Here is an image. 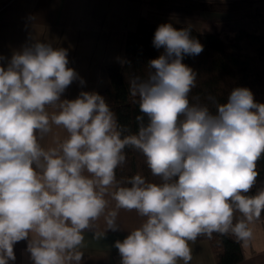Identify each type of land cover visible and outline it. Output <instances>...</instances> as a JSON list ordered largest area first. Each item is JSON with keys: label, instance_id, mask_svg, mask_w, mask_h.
Returning <instances> with one entry per match:
<instances>
[{"label": "clouds", "instance_id": "1", "mask_svg": "<svg viewBox=\"0 0 264 264\" xmlns=\"http://www.w3.org/2000/svg\"><path fill=\"white\" fill-rule=\"evenodd\" d=\"M152 45L161 54L127 81L140 113L135 132L98 92L65 97L86 83L68 66V49L36 40L0 55V264L16 260L20 241L32 264H83L84 233L120 231L122 211L139 222L114 242L120 264H189V242L200 237L251 239L249 225L264 212V188L252 192L264 103L247 87L223 103L189 99L198 74L183 60L204 49L190 24L161 23ZM126 150L154 179L117 178Z\"/></svg>", "mask_w": 264, "mask_h": 264}, {"label": "crops", "instance_id": "2", "mask_svg": "<svg viewBox=\"0 0 264 264\" xmlns=\"http://www.w3.org/2000/svg\"><path fill=\"white\" fill-rule=\"evenodd\" d=\"M139 0H0V55L11 57L14 50L36 40L51 43L54 47L68 49L69 67L85 80L83 88L74 82L64 94L73 99L83 91L100 92L109 84L107 68L124 60L126 34L138 24ZM149 2L150 0H140ZM158 4V3H157ZM149 6L140 15L153 22L163 14L153 12ZM208 15V14H206ZM221 24L214 35L235 34L244 29L264 35V1L251 9L219 14ZM138 20V22H137ZM154 24H157L153 22ZM159 25V24H157ZM137 27V25H136ZM6 63V61H5ZM135 213L121 212L118 223L120 231H107L105 236L94 237L92 231L84 233L83 264H120L118 250L113 246L122 240L128 229L138 225ZM252 237L241 243L244 260L240 264H264V221L249 225ZM101 221L95 229L103 233ZM26 241L14 245L16 260L10 264H32L25 251ZM192 260L189 264H217L208 242H189ZM179 264H183L182 261Z\"/></svg>", "mask_w": 264, "mask_h": 264}, {"label": "trees", "instance_id": "3", "mask_svg": "<svg viewBox=\"0 0 264 264\" xmlns=\"http://www.w3.org/2000/svg\"><path fill=\"white\" fill-rule=\"evenodd\" d=\"M165 5L209 12L230 13L251 9L264 0H156ZM149 19L140 18L134 31H129L125 37L124 60L131 62V67L121 63L107 68L109 84L99 92L115 112L118 121L126 125L132 132L137 130L136 116L139 109L134 98L128 91L130 74L144 76L147 72L146 64L150 59L157 58L162 50L152 45L154 32L157 28ZM187 25L174 26L176 28ZM192 35L204 46L203 52L195 57L185 56L183 63L197 72L196 87L189 94V99L195 102L199 97L208 103L205 97L211 94L221 103L226 101L228 93L235 87H247L254 94L255 100L264 103V35L256 34L244 29L234 34L233 40L227 46L221 36L202 34L192 27ZM209 108L215 111L209 103ZM127 163L117 170V178L124 179L134 174H142L152 180L144 164L143 157L126 150ZM258 177L252 192L264 188V157L257 161ZM238 215V214H237ZM256 221H264V212ZM199 241L208 242L214 252L217 264H240L244 254L240 242L228 236L213 234L211 238L203 236Z\"/></svg>", "mask_w": 264, "mask_h": 264}, {"label": "rangeland", "instance_id": "4", "mask_svg": "<svg viewBox=\"0 0 264 264\" xmlns=\"http://www.w3.org/2000/svg\"><path fill=\"white\" fill-rule=\"evenodd\" d=\"M158 3V4H157ZM145 4L148 5L149 15L153 12L158 14H163L161 18H153V22L157 24L161 23H172L173 26L180 25H191L194 29H196L199 33L202 34H214L222 28V22H218L217 18L219 13H209V12H200L185 8H180L172 5H165L156 0H150L149 2L138 1L139 13L141 9H145ZM138 13V18L143 17V15ZM208 14V15H206ZM138 22V20H137ZM137 25V23H136ZM136 25L130 28L129 30L134 31L136 29ZM234 35H225L222 36L224 42L228 46L229 43L233 40Z\"/></svg>", "mask_w": 264, "mask_h": 264}]
</instances>
